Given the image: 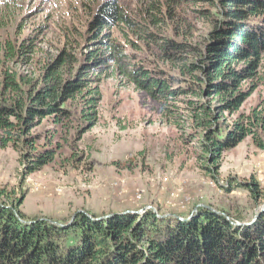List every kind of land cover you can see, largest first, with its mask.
Masks as SVG:
<instances>
[{
  "label": "trees",
  "instance_id": "16d2710c",
  "mask_svg": "<svg viewBox=\"0 0 264 264\" xmlns=\"http://www.w3.org/2000/svg\"><path fill=\"white\" fill-rule=\"evenodd\" d=\"M207 1L216 14L205 49L136 23L118 0L104 3L89 26V37L106 42L108 56L94 52L79 59L64 51L44 75L33 78L9 65L31 47L24 51L25 46L0 41V149L19 153L26 174L52 164L58 153L55 127L71 116L67 103L82 100L89 121L101 95L91 83L101 66L112 60L117 72L158 102H178L189 96L200 99L188 100L186 110L200 133L197 143L208 170H218L223 155L249 137L264 150V111L240 113L264 84V0ZM150 10L155 16L163 15L152 22L155 26L166 25L168 18L182 19L171 8H164L163 0L152 3ZM123 25L125 31L140 28L143 37L158 43L166 62L185 61L183 76L193 80L133 64L124 45L105 34V29ZM192 57L195 61L187 62ZM76 64L81 65L79 75L74 71ZM235 114L238 118L227 124L225 116ZM45 121L54 128L40 130ZM239 186L255 198L261 196L255 180ZM3 195L0 191V264H264V213L249 225H236L206 207L187 219L161 218L152 210L141 216L102 219L80 213L72 224L62 227L42 218L28 219L19 207H10Z\"/></svg>",
  "mask_w": 264,
  "mask_h": 264
},
{
  "label": "rangeland",
  "instance_id": "374dc122",
  "mask_svg": "<svg viewBox=\"0 0 264 264\" xmlns=\"http://www.w3.org/2000/svg\"><path fill=\"white\" fill-rule=\"evenodd\" d=\"M107 1L0 0L4 9L0 13V41H10L17 48L25 46L24 51L31 47L9 65L37 78L64 51L79 59L94 52L108 56L106 42L89 37L93 15ZM155 1L162 0H118L136 23L205 49V40L215 27V8L209 1L163 0L164 8H171L182 19L168 18L166 25L160 26L152 25L163 16L150 10ZM123 28L105 29V34L124 45L133 64L193 80L183 76L185 61L166 62L158 43L143 37L140 28ZM191 60L195 61L192 57L187 62ZM80 68V64L74 66L76 75ZM116 70L109 60L91 83L101 95L89 121L82 100L67 103L70 119L55 127L57 157L42 171L26 174L19 153L0 149V191L8 205L19 207L28 219L42 218L62 227L72 224L80 213L102 219L122 214L141 216L152 210L161 218L173 215L187 219L201 207L223 213L236 225L257 220L264 213V150L255 146L252 137L227 151L218 170H208L197 143L200 133L186 110L188 100L200 99L189 96L178 102H158ZM254 110L264 111V84L240 113L250 115ZM238 116L226 115V123ZM47 127L54 128L45 121L39 129ZM254 180L260 186L257 198L239 186Z\"/></svg>",
  "mask_w": 264,
  "mask_h": 264
}]
</instances>
